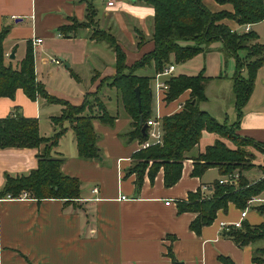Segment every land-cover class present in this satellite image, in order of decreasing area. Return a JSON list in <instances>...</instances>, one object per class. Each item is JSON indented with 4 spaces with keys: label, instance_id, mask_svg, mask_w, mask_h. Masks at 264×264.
<instances>
[{
    "label": "crops",
    "instance_id": "crops-1",
    "mask_svg": "<svg viewBox=\"0 0 264 264\" xmlns=\"http://www.w3.org/2000/svg\"><path fill=\"white\" fill-rule=\"evenodd\" d=\"M205 3L214 11L233 10L230 4L221 5L214 0ZM90 7L95 11L91 21ZM154 17V7L143 0H114L113 6H108V0H0V30L9 28L4 41L6 63L16 66L26 56L28 44L41 38L42 43L33 46L35 69L47 91L77 106L88 93H98L109 113L115 116L112 125L98 118L93 121L99 135V158L80 156L75 132L68 122L64 124L66 132L53 154L64 159L62 171L66 175L81 181V194L76 202L37 199L25 191L18 196L0 195V264H173L168 254L170 248L184 264H223L220 255L231 257L236 264H264L253 261L255 250L264 248V240L239 246L222 234L239 221L264 223V215L255 209L264 202L248 204L243 219L245 208L229 203L200 233L190 227L197 213L178 210V201L187 200L190 193L199 189L206 196L211 195L214 182L224 177L217 167L207 169L201 176L193 174L195 155L213 144L218 134L203 132L197 151L188 154L181 178L172 186L165 185L164 167L151 178V163L140 189L137 175L128 173L134 164V154L144 148V143L125 135L132 128V120L119 92L109 85L117 73L116 52L107 41L96 39L94 32L102 30L115 36L126 53V64L131 66L155 48ZM75 20L86 25L68 32L61 30ZM223 22L232 29L240 27L232 19ZM261 24L264 21L252 24L251 31L264 43L262 30L258 28ZM130 45L132 48H128ZM13 51L15 58H10ZM199 57L205 62L202 67L198 65L178 74L197 75L203 71L210 79L205 84L207 99L200 103V108L220 122H231V118L236 121V59L224 52L221 42H214L194 58L178 64L185 65ZM52 58H59L61 63H52ZM174 65L172 75H178L175 73L178 67ZM136 73L145 76L139 70ZM154 80L153 77L152 88ZM189 98L190 90L171 102L154 96L152 118L179 112ZM62 112L61 104L42 97L31 99L21 88L13 97L0 96V119L16 113L37 119L40 134L45 137H52L57 131L53 118ZM237 133L264 144V63L256 72ZM44 146H0V192L8 176H26L37 168L38 155ZM258 163L264 166V158L258 159ZM245 172L250 182L264 177V171L255 168ZM257 197L264 199V192ZM169 200L172 203L168 205ZM222 223L227 227H222Z\"/></svg>",
    "mask_w": 264,
    "mask_h": 264
},
{
    "label": "trees",
    "instance_id": "trees-1",
    "mask_svg": "<svg viewBox=\"0 0 264 264\" xmlns=\"http://www.w3.org/2000/svg\"><path fill=\"white\" fill-rule=\"evenodd\" d=\"M143 1L155 9L152 35L155 48L133 65L126 64V53L117 43L115 36L102 30L94 32L96 39L107 41L115 49L117 73L109 84L119 92L123 107L132 120L131 130L125 134L130 140L138 139L144 143L148 139V134L147 130L146 133L142 131L140 117L143 116L144 123L153 117L154 96L151 86L153 78L138 75L136 73L138 70L154 63L157 72L163 71L174 62L182 63L194 58L214 42H221L224 52L236 59L234 93L238 118L235 123L229 126L227 121L220 122L208 111L200 108V103L207 99L205 84L210 79L203 71L197 75H171L167 79L169 90L165 97L166 101H174L187 90H190V98L182 110L162 117L163 142L136 152L133 156L134 164L128 172L137 175L136 184L140 189L144 172L149 162L153 161L149 169L151 178H154L160 167H164L165 185L172 186L180 180L183 162L199 145L203 132L218 134L220 138L207 145L205 151L195 155L193 174L201 176L207 169L217 167L223 176L238 173L239 183L235 186L221 184L217 180L213 184L211 195L206 196L199 189L190 193L187 200L178 201L179 212L197 213L190 227L200 233L204 226L215 220L217 212L226 209L229 203L243 209L248 206L249 200L264 192V177L250 182L244 175L245 170L254 166L252 162H248L246 151L240 147L231 148L223 141V138H227L240 146L264 150L263 143L237 133L242 109L254 87L256 72L264 63V43L258 41L259 36L255 31H234L223 22L225 19H232L242 26L264 21V0H214L221 5H232V11L227 9L214 11L205 3L206 0ZM93 14L95 11L90 7L89 21L93 20ZM84 25L85 22L75 20L73 25L63 26L61 30L68 32ZM8 30V27L0 30V96L13 97L21 88L31 99L42 97L50 103L61 104L63 112L53 118L58 129L52 137L40 134L37 119L27 118L20 113L0 119L1 147L37 148L47 144L38 155L37 168L26 176H8L0 195L18 196L25 191L37 199L59 198L70 203L76 202L81 194V181L66 175L62 171L64 159L53 154V149L66 132L67 127H64V124L68 122L74 130L80 156L87 159L99 158L101 156L99 135L94 129L93 121L98 118L103 123L112 125L115 116L109 113L98 93H88L84 102L78 106L50 94L37 78L32 42L27 46L26 56L16 66L12 62L6 63L4 41ZM137 87L140 88L141 111L136 96ZM92 98L96 99L95 105ZM94 107L98 110H94ZM255 209L264 215V203L256 205ZM222 234L234 240L239 246H245L264 240V223L253 225L243 221L241 227L230 225ZM168 254L173 264H184L176 258L172 248ZM218 258L223 264H236L229 256L220 255ZM253 261L264 263V248L255 250Z\"/></svg>",
    "mask_w": 264,
    "mask_h": 264
},
{
    "label": "built area",
    "instance_id": "built-area-1",
    "mask_svg": "<svg viewBox=\"0 0 264 264\" xmlns=\"http://www.w3.org/2000/svg\"><path fill=\"white\" fill-rule=\"evenodd\" d=\"M114 0H108V6H113ZM252 24L248 23L245 25H242L237 29H233L234 31H240V32H250L251 31ZM41 38H36L33 40V46L36 47L40 43H42ZM52 63L60 64L61 60L59 58H52ZM175 71V65L171 64L165 67L163 71L157 72L156 76L154 77V96L158 99L162 97H166V94L169 90V84L167 80H164L163 77L169 78L173 72ZM148 128H147V134L148 139L144 142L143 147L147 148L154 144H161L163 142V128H162V118L156 117V118H150L147 121ZM219 182L221 184H231V185H238L239 183V177L237 173L226 175L222 177ZM97 190L96 188L94 189ZM27 193H24V196H26ZM126 196H122V198L125 199ZM255 201L264 202V199H261L259 197H253L251 200H249L248 204H252ZM172 203L170 200L166 202V204ZM248 207H246L242 211V219L247 215ZM243 221H239L235 224H233L236 227H241ZM222 227H227L225 223H222Z\"/></svg>",
    "mask_w": 264,
    "mask_h": 264
},
{
    "label": "rangeland",
    "instance_id": "rangeland-1",
    "mask_svg": "<svg viewBox=\"0 0 264 264\" xmlns=\"http://www.w3.org/2000/svg\"><path fill=\"white\" fill-rule=\"evenodd\" d=\"M258 28L259 29H261L262 30V32H261V37L262 38H264V24H261V25H259L258 26ZM128 48H132V46L130 45V46H128ZM173 60H174V58H173ZM175 63V62H174ZM207 63H208V60H207ZM154 64V63H153ZM176 65H177V71L175 72V73H180V72H183V73H187L188 71H191V70H189V69H194L195 68V66H203L204 64H205V62H204V59H203V57H199V58H195L194 60H192L191 62H189V63H186L185 65H181V64H178V63H175ZM207 66L209 67V64H207ZM182 68H183V70H182ZM139 72H141V74H144V75H146V76H149V77H155L156 76V74H155V72H156V70H155V68L154 67H150V66H147L145 69L144 68H142V69H140L139 70ZM154 74H155V76H154ZM152 82V81H151ZM110 85V84H109ZM151 86H152V83H151ZM115 88V87H114ZM99 96V95H98ZM97 96V97H98ZM100 98H101V96H99ZM102 99V98H101ZM108 99V98H107ZM92 100V103L95 105L96 103H95V101H96V99L95 98H92L91 99ZM113 100L115 101V97H113ZM108 102L110 103V100L108 99ZM113 106V104L111 105V107ZM95 108V110H98V108L97 107H94ZM93 108V109H94ZM229 126H232V124H234L235 123V121H233V118H231V122H226ZM220 138V137H219ZM223 138V137H222ZM223 141L229 146V147H231V148H234V149H236L237 147H240L241 149H243V150H245L246 151V153H247V157L246 158H248V162H252L253 164H254V166L251 168V169H253V168H255V171H258V170H262V171H264V166L262 165V164H259L258 163V159H260V158H264V150H260V149H257V148H255V147H252V146H244V145H241L240 146V144H238L237 142H233V141H229L227 138H223ZM201 143V142H200ZM199 143V144H200ZM45 146H44V148L47 146V144H44ZM49 145V144H48ZM199 147V145L198 146H196L195 147V149L193 150V151H195L197 148ZM205 149H206V147L204 148V150H201V152L202 151H205ZM197 151V150H196ZM151 163V165H152V163H153V161H150L149 162V164ZM250 170V169H249ZM245 171H247V170H245ZM244 171V172H245ZM246 173V172H245ZM264 174V173H263Z\"/></svg>",
    "mask_w": 264,
    "mask_h": 264
},
{
    "label": "water",
    "instance_id": "water-1",
    "mask_svg": "<svg viewBox=\"0 0 264 264\" xmlns=\"http://www.w3.org/2000/svg\"><path fill=\"white\" fill-rule=\"evenodd\" d=\"M10 58H15V51L12 52V54L10 55ZM66 65L68 66L69 64L66 63ZM136 96L138 98V103H139V107H140V111H141L142 110L141 109V95H140V88L139 87L136 88ZM194 102H195V100H193V103ZM140 124L142 125V131H143V133H146V130L148 128V124L147 123H144V120H143V116L142 115L140 117Z\"/></svg>",
    "mask_w": 264,
    "mask_h": 264
}]
</instances>
